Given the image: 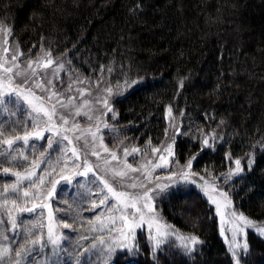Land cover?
I'll use <instances>...</instances> for the list:
<instances>
[{
    "label": "trees",
    "instance_id": "trees-1",
    "mask_svg": "<svg viewBox=\"0 0 264 264\" xmlns=\"http://www.w3.org/2000/svg\"><path fill=\"white\" fill-rule=\"evenodd\" d=\"M0 25L22 53L65 56L82 77L101 73L114 85L142 81L113 99L106 140L155 147L166 136L168 117L177 116L182 130L174 140L175 159L192 160L194 172L213 176L240 160L242 171L226 190L239 212L264 222V0H0ZM34 114L27 102L15 104L0 90V141L29 133ZM189 124L212 130L208 146L184 132ZM47 144L42 136L11 147L0 143V248L9 249L0 264H63L61 249L48 238L49 213L50 221L57 219L61 205L58 194L38 204L23 195L33 190L29 181L4 192L5 185L17 183L13 173L47 175L59 163ZM37 151V157L31 153ZM24 164L31 165L22 172ZM65 188L61 183L56 191ZM196 190L176 184L158 204L173 230L198 238L195 251L173 238L156 245L138 229L131 245L107 248L97 264H264V236L248 230L242 249L232 252L213 205ZM189 197H195L194 206ZM35 205L45 206L22 211ZM86 258L79 251L78 264H91Z\"/></svg>",
    "mask_w": 264,
    "mask_h": 264
},
{
    "label": "rangeland",
    "instance_id": "rangeland-1",
    "mask_svg": "<svg viewBox=\"0 0 264 264\" xmlns=\"http://www.w3.org/2000/svg\"><path fill=\"white\" fill-rule=\"evenodd\" d=\"M49 53L51 54L47 50L34 52L33 55L22 53L18 45L10 39L8 28L0 25V90L6 93L9 99L14 100L15 104L25 101L30 105L35 114L33 122L26 127L28 132L42 133V138L48 140V147L52 142L51 148H55L59 161L58 164H52L48 174H54L46 180L42 188L38 177L32 192L42 194L31 196V200L43 204L49 189H53V181H61L68 186L59 193L54 192L53 195L58 194L56 199L61 205L55 210L57 219L48 220L52 228L54 222L52 237L58 241L57 247L62 251L63 264H78L79 251L87 252L86 260L89 263H100L98 257L103 259L107 248L131 245L138 229H143L150 242L156 245L173 238L181 246L191 249V241L185 239L191 235L173 230L161 217L158 206L167 191L176 184L190 185L207 197L218 216L220 234L232 252L242 249L248 230H254L264 236V222H256L239 212L226 190L227 181L236 175L233 174L237 169L235 162L226 172L217 176L196 173L192 167H188V163L178 162L174 156L173 145L182 125L175 115L168 117L167 135L155 147H137L136 144H126L122 141L108 142L106 137H110V120L114 111L109 112L104 101L108 100L109 107L112 108L113 99L124 92V84L114 85L101 73L92 77L77 75L69 68L65 56L48 55ZM14 55L17 57L15 61L12 59ZM49 59L55 63L45 68L44 65ZM29 61L32 62L31 67ZM7 68H11L12 72H5L4 69ZM18 70L21 74L14 75ZM109 89L117 94L109 95ZM184 132L191 138L199 139L203 144L205 139L209 140L213 134L212 130L205 131L204 127L195 124H189ZM28 147L34 148L35 144L31 142ZM73 149L76 150V156L72 155ZM125 149L129 153H132L133 149L140 151L126 155ZM153 149L159 151L154 152ZM169 151L173 155L170 156ZM94 152L98 155H94ZM31 153H36L34 155L37 157L39 151ZM157 164L162 166L156 167ZM30 165L24 164L22 172ZM128 165L139 171H132ZM89 168L92 169L90 172ZM117 172H125L126 176H118ZM48 174L41 173L40 176ZM62 176L72 179L70 182H64L61 180ZM102 180H107L116 192L141 197L136 201L140 211L126 209L124 204L132 201L118 199L108 192ZM132 184L138 186L133 188L130 186ZM146 189H150L149 198H144ZM105 197L107 203L100 205V201ZM50 199L52 197L47 201ZM188 200L189 206L195 205L191 203V200L196 201L195 197H189ZM93 203L100 206L93 209ZM38 216L44 215L40 212ZM122 217L127 218L126 222ZM66 223L71 227L65 228ZM133 223L138 227L129 233L128 225ZM121 233H126L127 239ZM101 240L104 243H101Z\"/></svg>",
    "mask_w": 264,
    "mask_h": 264
},
{
    "label": "snow or ice",
    "instance_id": "snow-or-ice-1",
    "mask_svg": "<svg viewBox=\"0 0 264 264\" xmlns=\"http://www.w3.org/2000/svg\"><path fill=\"white\" fill-rule=\"evenodd\" d=\"M48 55H51V54L49 53ZM12 59L15 61V60L17 59V57L14 55V56L12 57ZM54 63H55V61L49 59V60L47 61V63L44 65V67L47 68V67L53 65ZM31 64H32V62L29 61V67H31ZM0 67H2V65H0ZM16 67L18 68V66H16ZM60 67L62 68L63 65H60ZM4 71H5V72H12V69H11V68H7V69H4ZM33 71H35V70H33ZM108 71H111V69H108ZM20 74H21V71H20V70H18V71H16V72L14 73V75H20ZM141 84H142V81H140V80H132L130 83L126 80V81L124 82V91H127V90H129V89L135 88L136 86H139V85H141ZM181 87H183V81H181ZM108 92H109V95H116V94H117V93H112L110 89L108 90ZM119 94H122V93H119ZM81 95H83V92H81ZM69 103H71V101H69ZM85 103H87V101H85ZM104 103H105V106L108 107V111H109V112L113 111L112 108L109 107V102H108V100H105ZM168 111H169V114H170V113H171V108H169ZM78 114H79V113H78ZM64 122L67 123L66 120H65ZM89 131H90V130H89ZM165 134L167 135V130H166ZM32 136L41 137V136H42V133H27V132H25V134H24L23 136H15L13 139L2 140V141H0V143L7 144L9 147H11V146L14 144V142H15L16 140H23L25 143H27L28 140L30 139V137H32ZM65 139H67V137H65ZM204 144H205V146H208V140H207V138L205 139ZM51 147H52V142L49 143V148H51ZM171 147H172V146L170 145L169 148L171 149ZM105 151H107L106 148H105ZM124 151H125V154H126V155H132V154H134V153L139 152L140 149H133L132 153H129L127 149H125ZM153 151H154V152H158L159 149H153ZM93 154H94V155H98V153H95V152H94ZM20 155H21V157H22L24 160H27V156H24L23 153H21ZM72 155H73V156H76V150H75V149L72 150ZM169 155L171 156V155H173V153H172L171 151H169ZM115 158H116V157H115V154L113 153V159H115ZM13 159H16V157H13ZM161 159H163V157H161ZM193 159H195V157H193ZM74 162H75V161H73V163H74ZM42 163H43V157L41 158V161H39V162L34 161V162H33V168H34V169H36V168H40L41 165H42ZM85 163H86V161H85ZM166 163H167V162H166ZM235 163H236V165H237V169H236L235 173H233V174H237V173H239L240 171H242V169L240 168L241 161H240V160H236ZM250 163H251V161H250ZM191 165H192V160H189V162H188V167L190 168ZM161 166H162V165H159V164L156 165V167H161ZM128 168H129V169H132V166H131V165H128ZM91 170H92L91 168L88 169L89 172H90ZM3 171H4L5 174H7V173L10 172V169H9V168H4ZM132 171H139V169H132ZM52 174H54V173H49L48 176H39V173H37L36 171L29 172V173H27V174H25V175H21V173H19V172L13 173V175L16 176L17 183H16V184H13V185H5V187H4V192L7 193V192H9V191H12V192H16V191H18V188H19V185H20V182H21V181H29V182H31V185L34 187V186H35V182L33 181V177H39L40 186H41V188H42V187L45 185L46 180H47L48 178H50V176H51ZM85 174H87V173H85ZM116 175L121 176V177H124V176H126V173H125V172H117ZM187 178H188V177H187V174H185V179H187ZM71 179H72V178L69 177V176H62V177H61V180H62V181H65V182H70ZM101 182L105 185V187L107 188L108 192L112 193V194H113L114 196H116L118 199H119V198H124L125 201H132L131 203H127V202H126V203L124 204V207H125L126 209H127V208H132V209H136L137 211H140V209H139V207H138L136 201H138L141 197H139V196L133 197L132 194H130V193H126V192H116L115 189H114L111 185H109V183H108L107 180H102ZM60 183H61V181H55V182L53 183V189H52V191H49V192H48V197H49V198H51V197L53 196L54 192H55L56 189H57V186L60 185ZM130 186L133 187V188H135V187H137L138 185H136V184H132V185H130ZM139 186H140V187H143V185H139ZM149 191H150V189H146V190L144 191V198H149V195H148ZM39 194H42V193H38V192H36V191H33V192L30 193V192L27 191V190L24 191V193H23V195H24L25 198H28L30 195H31V196H36V195H39ZM223 195H226V194H223ZM5 203H7V202H5ZM15 203H16V202L13 201V204H14V205H15ZM105 203H107V197H105L104 199H102V200L100 201V205H103V204H105ZM100 205H97V204L93 203L92 207H93V209H95V208L99 207ZM44 206H45V205H35L33 208L22 209V211L33 212V211L36 210V208H42V207H44ZM145 206L147 207V205H145ZM51 218H52V214L49 213V219L51 220ZM241 219H243V217H241ZM122 220H124V221L126 222L127 218H126V217H122ZM12 223H13V227H15V224H16L15 219H13ZM64 227H65V228H69V227H71V225H69V224L66 223V224H64ZM136 227H138V225H136V224H134V223L128 225V232H129V233L134 232ZM52 231H53V230H52V227H51V225H50V226H49V229H48V238H49V240L51 241V243H52L53 245H55V244L58 243V241L55 240V239H52ZM121 234L125 236V239H127V234H126V233H121ZM185 239L190 240L191 243H192V248L189 249V251H190V252L195 251V245H196L197 243H200V241L198 240V238L195 237V236H191V237H187V238H185ZM39 242H40L39 240H37V241H33V244H36V243H39ZM101 243H104V241L101 240ZM121 243H123V242H121ZM133 248H134V245H133ZM22 250H23V249H22ZM112 251H114V250L110 248V249H109V252H112ZM8 252H9V249H8V248H0V257H3V256H5V255H7ZM20 255H21V251H17V252H16V256L19 257ZM237 264H238V262H237Z\"/></svg>",
    "mask_w": 264,
    "mask_h": 264
}]
</instances>
